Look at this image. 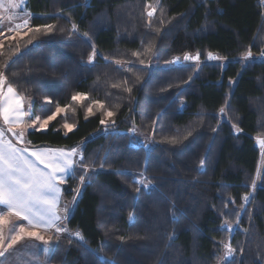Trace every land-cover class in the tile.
<instances>
[{"label":"trees","instance_id":"obj_1","mask_svg":"<svg viewBox=\"0 0 264 264\" xmlns=\"http://www.w3.org/2000/svg\"><path fill=\"white\" fill-rule=\"evenodd\" d=\"M26 10L33 29H55L3 42L8 82L35 115L70 106L47 130L27 133L29 146H79L87 162L107 160L89 169L88 185L69 179L61 187L68 201L79 187L66 227L79 231L87 248L62 235L41 257L49 264H105L104 257L115 264H217L221 241H230L237 252L228 264H264V183L251 187L256 138L264 137V61L255 58L264 52L263 0H27ZM72 22L79 31L69 34ZM91 44L97 56L90 62ZM248 50L255 59H242ZM197 52L200 64L166 63ZM208 53L227 62H208ZM76 93L87 99L73 101ZM94 100L104 109L93 104L88 115ZM105 110L115 113L108 131L100 124ZM65 122L75 125L67 135ZM141 172L156 185L150 195L135 191ZM245 194L250 202L241 211ZM225 220L235 226L231 234Z\"/></svg>","mask_w":264,"mask_h":264},{"label":"snow or ice","instance_id":"obj_2","mask_svg":"<svg viewBox=\"0 0 264 264\" xmlns=\"http://www.w3.org/2000/svg\"><path fill=\"white\" fill-rule=\"evenodd\" d=\"M27 0H0V36L4 35V29L2 24L4 21L11 22L7 28V32L15 33L19 35L24 29V35L28 33H40L41 27L45 33H49L55 29V25H43L33 29L29 26L31 13L26 10ZM151 11L147 12L149 18L156 12V7L148 5ZM17 10H22V14ZM14 25V26H12ZM63 31V29H61ZM79 31L75 22L71 23V29L69 34L77 33ZM84 37H88V33H82ZM15 37L13 36L12 39ZM36 39L35 34L32 35L27 43L31 44L32 40ZM152 45L145 50V53L152 51ZM4 48L3 41L0 40V50ZM92 51L88 56V60L91 62L97 56L96 46L91 44ZM18 51V46L17 49ZM2 54V53H0ZM133 55L139 56V53H133ZM209 59L220 60L226 59L219 56H214L212 53H208ZM107 59V57H105ZM186 61H199L200 53L195 55H185L183 57ZM243 59H255L252 51L248 50L243 53ZM259 59L264 61V52L259 54ZM180 57H176L174 61L166 63H179ZM144 60H139L140 64H144ZM117 64L120 61H116ZM9 67L5 61L0 64V119L3 121L4 127L0 125V258L7 259L6 254L11 255L10 249H13L14 245L19 244L22 241L36 240L40 241L42 253H48L49 248L45 247L50 241L55 238L59 241L62 234H70L77 239L85 248L87 243L84 241L83 236L79 231L70 233V230L66 227V221L70 211L69 202L64 201L62 197L61 185L67 183L69 179H77L79 185H88L90 178L85 177L88 174L89 169L95 171V165L99 163V167L103 168L107 163L105 159L103 162L93 161L91 163L85 160L82 154L81 148L73 147L71 149L64 148H29L27 145L31 144V141L27 140V131L29 129L40 130L47 129L49 123L56 119L61 113H66L67 108L70 106L60 107L56 106L55 111L47 116L41 118L31 114L30 107L25 108L26 103H30L27 98L19 94L11 83L8 82V77L5 74L4 69ZM17 75V73H12ZM139 80L140 77H137ZM126 83V81H125ZM119 85H113L118 87ZM129 93L132 89L129 87L126 89ZM87 99V96L83 93H76L72 96L73 101L82 102ZM51 103V100H47ZM98 105L100 109H104V105L99 101H91L86 109L88 115H94L92 105ZM74 112L75 109H72ZM225 109L221 108L220 113H224ZM102 115L108 119H101L100 124L105 125V131L109 130V126H114L115 121L111 118L115 113L111 110H105ZM87 119V115L85 116ZM237 131H240L238 126ZM63 128L66 129L65 135L70 133L75 128L74 124L65 122ZM129 131L133 134L136 133V128L133 127ZM15 140L22 142L25 146L18 147L8 134ZM191 133H189L190 135ZM260 148L264 150V138L258 137ZM171 143H177L178 141L173 138ZM264 156V151H262ZM31 157V158H30ZM201 165L204 163L200 161ZM82 174L77 177V171ZM128 174V173H125ZM139 178L134 179V183L138 185L135 188L137 193H140L142 189L151 194V191L156 188V185L150 180L144 172L138 174ZM257 180L264 183V176L258 170L256 173V179L252 181L251 187L253 190L258 188ZM76 195L79 194V187L73 190ZM76 195L73 196L74 204L76 202ZM244 204L240 206V210H245V206L250 202V194H245L242 197ZM234 203V201H231ZM172 207L170 209L171 214L175 216V204L171 202ZM224 207H227L225 204ZM135 217L130 212L129 220H134ZM23 222V223H20ZM10 225L7 229V235L5 234V226ZM236 227L240 225V218L237 216L235 221ZM229 234L234 231L233 223L225 220L222 224ZM44 233L54 232L55 237L48 235L47 238ZM246 231V230H244ZM120 239H124L121 237ZM223 248L225 249L224 255L217 257V264H228L229 261L234 260V254L237 249L232 246L230 241H221ZM31 247V246H29ZM58 247V245H56ZM94 251V250H93ZM243 252V248L240 249ZM105 264H115V261H108L107 257H104Z\"/></svg>","mask_w":264,"mask_h":264},{"label":"rangeland","instance_id":"obj_3","mask_svg":"<svg viewBox=\"0 0 264 264\" xmlns=\"http://www.w3.org/2000/svg\"><path fill=\"white\" fill-rule=\"evenodd\" d=\"M263 5H264V0H263ZM17 11L20 12V14H22V10H17ZM149 11H151V9H149ZM27 12H28V11H27ZM31 16H32V15H31ZM10 23H11V22L4 21L3 24H2V27H3V29H4V35H3V36H0V40H2L3 42L6 41V40H8V39H11L13 36H14V37H21V36L24 35V32L27 31V29H24V30H22V31L20 32L19 35H16L15 33L7 32V28H8V26L10 25ZM12 26H14V25H12ZM29 26H30V24H29ZM186 55H188V54H186ZM213 55H214V56H217V55H215V54H213ZM183 57H184V56H183ZM183 57H181V60H180L179 63H171V64H173L174 66H177V65H185V64H200V63L202 62L201 58H200V60L197 62V61H195V60L186 61V60L183 59ZM253 57H254V56H253ZM256 57H258V59H259V56H256ZM205 59H206V61H208V62H219V63H222V64H225V63L227 62V59H220V60L209 59V58H208V54L206 55ZM242 59H243V57H242ZM249 60H252V59H249ZM172 61H174V59H173ZM29 107H30L31 114H33L32 109H31V104H30V103H26V104H25V108H29ZM33 115H35V114H33ZM220 115H221V118H223V119L226 117V116H225V112H224V113H220ZM35 116H39V115H35ZM40 117H41V116H40ZM41 118L43 119V117H41ZM51 122H52V121H51ZM0 125H2V126H4V127H7L6 125H3V121H1V119H0ZM47 129H48V127H47ZM47 129H40V130L29 129V130L27 131V133H29V132H31V131H44V130H47ZM135 134H136V133H135ZM136 135H137V134H136ZM8 136H10L11 139H12L13 141H17V140H15L14 137L11 136V133H9ZM257 138H258V137H257ZM257 138H256V144H257V147H258V149H259V151H260V160H259V166H258L257 171L259 170V171L261 172V174H263V171H264V156H262L261 153H262V151H264V150H262V149L260 148V145H259V142H258V139H257ZM260 138H264V137H260ZM17 142H19V141H17ZM20 143H22V142H20ZM139 143L148 146V140H147L146 138H144V137H141V138H140ZM22 144H23V143H22ZM35 148H48V147H35ZM257 184H259V180H257ZM61 186H62V185H61ZM80 186H82V185H80ZM77 196H78V195H77ZM63 200L69 202V205L73 206V204L71 203L73 200H72V201H68V200H66L64 197H63ZM65 223H66V222H65ZM8 227H10V225H6V226H5V234H6V235H7V229H8ZM233 228L235 229V226H233ZM42 234H44V235L46 236V238H47L48 235H52L53 237L55 236V233H54V232L44 233V232L42 231ZM62 235H68V234L66 233V234H62ZM62 235H61V236H62ZM73 237H74V236H73ZM37 242H40V241H36V240H28V239H26L25 241H22V242H20L19 244L13 246V249H11V255H12V254L22 253V252H25L26 250H27V253L29 254L30 252H32V248L36 246V245H34V243L36 244ZM50 242H51V241H50ZM41 243H42V242L38 243L39 247H41ZM49 244H50V243H49ZM49 244H48V245H49ZM48 245H46L45 247H48ZM29 246H31V247H29ZM224 252H225V249L223 248L222 255H224ZM45 255H46V257H48V253H46ZM222 255H221V256H222ZM234 256H235V254H234ZM47 264H49V263H47Z\"/></svg>","mask_w":264,"mask_h":264},{"label":"crops","instance_id":"obj_4","mask_svg":"<svg viewBox=\"0 0 264 264\" xmlns=\"http://www.w3.org/2000/svg\"><path fill=\"white\" fill-rule=\"evenodd\" d=\"M1 121H2V119H1ZM9 138L11 139L10 136H9ZM13 142L16 143L18 147H24L25 146L24 144H22L20 142H17V141H13ZM27 146L30 149L34 148V147L29 146V145H27ZM53 149H56V148H53ZM62 197H63V195H62ZM73 206H74V204H73ZM73 206L70 205L69 213L71 212ZM20 223H23V222H20ZM38 243H40V242H37L36 244L34 243V245H36V246L32 248V252H30L29 254L27 253V250L25 252L18 253V254H12V255L6 254L7 259L0 258V264H47L48 261L46 260V258L41 257V253H42L40 251L41 247H39ZM9 252L11 253V249L9 250Z\"/></svg>","mask_w":264,"mask_h":264},{"label":"built area","instance_id":"obj_5","mask_svg":"<svg viewBox=\"0 0 264 264\" xmlns=\"http://www.w3.org/2000/svg\"><path fill=\"white\" fill-rule=\"evenodd\" d=\"M256 59H258V57H255ZM258 60H261V59H258Z\"/></svg>","mask_w":264,"mask_h":264}]
</instances>
